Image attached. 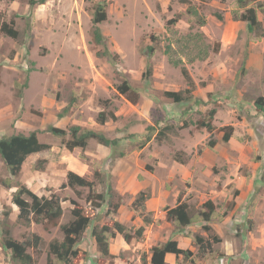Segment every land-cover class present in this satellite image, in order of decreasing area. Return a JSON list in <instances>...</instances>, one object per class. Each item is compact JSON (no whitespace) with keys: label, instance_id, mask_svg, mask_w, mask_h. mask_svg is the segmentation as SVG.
Masks as SVG:
<instances>
[{"label":"rangeland","instance_id":"obj_1","mask_svg":"<svg viewBox=\"0 0 264 264\" xmlns=\"http://www.w3.org/2000/svg\"><path fill=\"white\" fill-rule=\"evenodd\" d=\"M101 1L46 0L32 7L30 0H0L4 19L20 32L14 39L0 31V137L36 130L51 145L28 156L18 176L0 157V264H18L3 243L6 219L18 240L42 236L28 251L34 264H48L49 243L63 238L60 225L47 230L20 220L12 194L21 183L39 195L58 194L60 224L67 223L73 201L90 204L88 188L61 187L69 170L94 181L97 192L109 194L111 186L114 194L77 245L85 253L80 264H151L152 247L169 239L190 255L168 253V264H264V111L255 103L264 100V37L234 18L235 0H105L108 17L100 26L119 55L114 65L98 55L103 45L92 38L93 8ZM258 16L264 26V7ZM148 66L151 74L144 77ZM124 80L137 101L118 91ZM172 91L186 98L175 102L167 94ZM212 108L217 144L210 148L208 131L196 122ZM100 112L109 116L103 124ZM229 124L234 134L224 141L222 128ZM51 125L92 128L119 143L114 148L91 139L70 151ZM142 189L150 193L152 217L143 237L127 242L116 232L110 254H101L92 228L115 220L131 231L144 224L132 205ZM208 200L215 211L206 222L200 212L208 210ZM180 202L194 218L184 227L166 212ZM197 235L212 247H200Z\"/></svg>","mask_w":264,"mask_h":264},{"label":"trees","instance_id":"obj_2","mask_svg":"<svg viewBox=\"0 0 264 264\" xmlns=\"http://www.w3.org/2000/svg\"><path fill=\"white\" fill-rule=\"evenodd\" d=\"M238 9L235 10L234 18L246 22L247 31L249 34H256L257 36L264 37V26L258 16V9L264 7V3L260 0H235ZM46 0H30V5L33 7L37 4H43ZM256 3V4H252ZM107 1H101L95 4L93 8V30L92 38L96 44L103 45V50L98 51L99 56L107 57L114 65L117 64L119 55L110 51L106 44V37L102 31L101 23L107 20ZM219 18H222L218 14ZM171 22L176 20H170ZM169 21V23H170ZM0 31L5 35L17 38L20 34L19 30L15 27L14 21H7L4 19L3 14L0 12ZM155 39V36H152ZM149 52H154V46H149ZM146 74L147 77L151 74V66H148ZM118 91L121 94L126 95L132 101H137V91L134 89L128 80H124L117 86ZM175 102H182L186 96L182 91L167 92ZM256 107L261 112L264 111V100L260 97L256 100ZM69 110V106L64 108V112ZM216 114V108H212L208 111L207 119H199L196 124L198 127L206 128L209 133L208 146L213 148L217 144V139L214 137L216 126L213 123V119ZM63 115V114H61ZM108 115L105 112H100L97 121L101 124L105 123L108 119ZM112 118H116L114 113H111ZM151 127V126H150ZM151 129H153L151 127ZM48 130L55 136L60 137L65 146L73 151L75 148H86L91 139L97 140L99 143L116 148L119 143L118 138H110L101 131H97L92 128H83L80 125H73L69 131L67 129L51 125ZM224 131L223 140L229 141L234 134V126L229 124L223 126ZM70 135L69 138H66ZM150 136L147 138L149 139ZM51 145L49 143L40 140L38 132L36 130L30 133H14L8 136L0 137V157L9 169L12 176H18L22 170L23 164L28 156L49 149ZM178 161L184 163V159H178ZM100 173L97 171L95 175ZM17 189L12 194V202L18 208V218L25 223L35 221L42 223L45 229L49 230L51 227L60 225V229L63 233L61 240L55 239L49 243L48 246V264H53L52 256L56 258L59 263L62 264H80L85 253L81 251L77 245L81 241L82 237L88 230L89 226L97 216V209L100 208L105 202L111 204V196H114L111 186H108L109 194L103 192H97L95 190V182L87 177L69 170L67 173V180L61 184V187H83L89 189V194L86 199L90 203L87 206L80 204L77 201H73V208L71 209L72 219L67 223L60 224V220L64 214V207L61 197L52 193L50 196L39 195L32 190L26 183L17 184ZM11 188V186H9ZM150 193L142 189L140 190L132 205L142 215L144 224L138 226L134 231H131L124 223L119 220H115L112 225H95L92 228V235L96 240L99 251L103 255L110 254L109 242L110 238L115 235L116 232L123 235L127 242H131L134 238L143 237L146 229V224L152 222L150 211L147 209L146 201L149 199ZM119 203L115 204V208L118 209ZM204 206L208 210H202L200 216L204 221L209 222L212 219V215L215 211V204L212 200L205 202ZM167 218L169 220L176 221L180 226L190 225L194 218L190 214L189 205L186 202H180L173 207H166ZM6 218L10 215V211L5 212ZM204 228L210 230L211 226L205 224ZM3 243L11 251V258L18 264H34V256L28 251L30 247H39L42 236L38 233H32L24 240H18L11 234V229L8 220H4L2 223ZM197 243L200 247L203 245H209L212 247L211 242L201 235L196 236ZM151 264H168L166 261V255L173 253L177 257L180 255L189 256L190 251L179 246L178 241L175 239H169L165 243L158 244L151 249Z\"/></svg>","mask_w":264,"mask_h":264}]
</instances>
